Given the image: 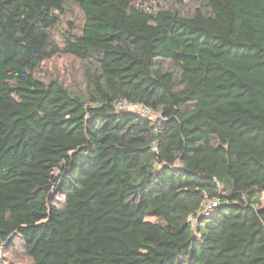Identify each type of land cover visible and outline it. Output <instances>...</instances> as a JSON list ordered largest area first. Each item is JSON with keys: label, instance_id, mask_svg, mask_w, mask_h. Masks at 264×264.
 <instances>
[{"label": "trees", "instance_id": "1", "mask_svg": "<svg viewBox=\"0 0 264 264\" xmlns=\"http://www.w3.org/2000/svg\"><path fill=\"white\" fill-rule=\"evenodd\" d=\"M65 54L83 93L38 76ZM15 238L30 264H264V0H0L7 264Z\"/></svg>", "mask_w": 264, "mask_h": 264}, {"label": "rangeland", "instance_id": "2", "mask_svg": "<svg viewBox=\"0 0 264 264\" xmlns=\"http://www.w3.org/2000/svg\"><path fill=\"white\" fill-rule=\"evenodd\" d=\"M61 23L59 24V32L69 30L68 21H74L76 25L74 31H78L82 24V15L77 7H74L69 11L66 16H62ZM57 38L59 35L56 36ZM86 62L80 60L72 55H58L49 60L43 61L40 65L38 76L44 80L49 78L59 79L69 90L83 93L85 90V69ZM156 116L155 113L150 115ZM154 220L153 218H150ZM3 255V251H2ZM5 259L10 264H30V260L24 255L22 251V245L19 238H15V245L12 248H8L5 251ZM5 263V262H4ZM7 264V263H5Z\"/></svg>", "mask_w": 264, "mask_h": 264}, {"label": "built area", "instance_id": "3", "mask_svg": "<svg viewBox=\"0 0 264 264\" xmlns=\"http://www.w3.org/2000/svg\"><path fill=\"white\" fill-rule=\"evenodd\" d=\"M169 0H130V4L138 10L145 11L147 13H151L155 10H157L159 7L167 5ZM181 3H186L187 0H180ZM116 107L118 109H127L136 111L143 115H151L153 114V111L149 108H146L142 106L139 103L129 102L127 100L117 101ZM217 204L216 199L209 200L206 207L204 208V213L207 214L208 210L211 209V207L215 206ZM189 220L193 221V219L190 217ZM4 244H0V264H5L2 261V251L4 248Z\"/></svg>", "mask_w": 264, "mask_h": 264}, {"label": "water", "instance_id": "4", "mask_svg": "<svg viewBox=\"0 0 264 264\" xmlns=\"http://www.w3.org/2000/svg\"><path fill=\"white\" fill-rule=\"evenodd\" d=\"M14 233H12L9 237H8V240L13 236Z\"/></svg>", "mask_w": 264, "mask_h": 264}]
</instances>
